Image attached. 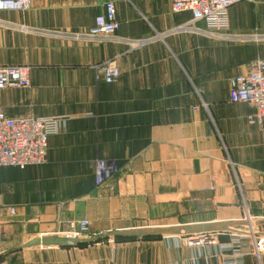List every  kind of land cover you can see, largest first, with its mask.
I'll return each instance as SVG.
<instances>
[{
	"label": "crops",
	"instance_id": "1",
	"mask_svg": "<svg viewBox=\"0 0 264 264\" xmlns=\"http://www.w3.org/2000/svg\"><path fill=\"white\" fill-rule=\"evenodd\" d=\"M107 1L116 40L46 33L87 31ZM190 19L169 0H32L0 12V66L27 65L31 78L0 89V110L60 120L43 164L0 166V264H220L235 240L249 245L245 264H264L246 233L256 224L255 239L264 236V127L229 99L232 80L264 59V40L175 30ZM229 26L264 34V0L233 5ZM126 39L148 41L130 50ZM109 59L121 72L112 83L96 69ZM101 159L119 171L96 186ZM84 219L89 231L75 234L70 222ZM219 223L228 229L209 232L218 244H183L200 234L187 228ZM143 230L164 232L113 235ZM54 237L98 240L36 242Z\"/></svg>",
	"mask_w": 264,
	"mask_h": 264
},
{
	"label": "built area",
	"instance_id": "2",
	"mask_svg": "<svg viewBox=\"0 0 264 264\" xmlns=\"http://www.w3.org/2000/svg\"><path fill=\"white\" fill-rule=\"evenodd\" d=\"M256 0H169L174 12H189L191 19L175 28L180 32L208 33L220 37L223 40L255 39L264 40V34H233L229 26V9L240 2L254 3ZM32 0H0V12L3 11H27ZM203 22V26H198ZM0 24L3 22L0 21ZM117 18V8L114 1H107L105 12L95 18L93 26L84 32H56L47 34L74 38L92 43H102L117 39L120 29ZM130 50H133L146 41L126 39ZM99 75L107 83H112L120 77V69L114 59H109L96 66ZM31 86L30 67L27 65L0 66V89L27 88ZM229 99L231 102L247 103L255 109V114L250 118L251 122L264 127V59H258L250 64L246 73L235 77L230 86ZM198 106H196L197 108ZM59 118L46 117H10L0 110V166H12L25 169L31 165L43 164L46 160V152L50 136L59 128ZM119 171L118 164L113 160L101 159L95 163V184L101 186ZM14 211V208L10 209ZM72 230L79 234L89 231L88 220L70 222ZM252 228V227H251ZM253 237L255 238V234ZM185 246L204 247L218 244V239L210 233H200L182 239ZM221 245V244H220ZM222 249L232 253L224 256L220 264H245L244 255L249 245L239 240L225 243ZM237 248V249H236ZM254 253L260 254L258 246Z\"/></svg>",
	"mask_w": 264,
	"mask_h": 264
},
{
	"label": "water",
	"instance_id": "3",
	"mask_svg": "<svg viewBox=\"0 0 264 264\" xmlns=\"http://www.w3.org/2000/svg\"><path fill=\"white\" fill-rule=\"evenodd\" d=\"M264 224V221L262 222ZM228 226L223 223L219 224H205L197 227H189L187 228L188 233H209L213 231H220V230H227ZM164 232L163 230H152V231H134V232H115L113 235H120V236H126V237H147L153 234H158ZM174 233L180 234L181 231L177 230ZM98 240L97 238L95 239H72V238H50V239H45L41 238L37 240V243L40 244H60V245H74V244H81V243H87V242H92Z\"/></svg>",
	"mask_w": 264,
	"mask_h": 264
},
{
	"label": "rangeland",
	"instance_id": "4",
	"mask_svg": "<svg viewBox=\"0 0 264 264\" xmlns=\"http://www.w3.org/2000/svg\"><path fill=\"white\" fill-rule=\"evenodd\" d=\"M251 223V221L249 222V224ZM252 226L254 227V229L253 230H255V228H256V224H252ZM251 226V224H250V227H252ZM252 229H250L249 228V231L248 230H246V233L247 234H249V238H250V240H251V238H252V240H254V244H253V246H252V249L254 250L255 249V246L257 245L258 246V249L260 250V253L262 252V251H264V236L262 237V238H257V240L253 237V233H251L252 231H253ZM254 232V231H253ZM255 233V232H254ZM248 237H244V238H248ZM256 240V241H255ZM251 243H252V241H251ZM257 243V244H256Z\"/></svg>",
	"mask_w": 264,
	"mask_h": 264
},
{
	"label": "trees",
	"instance_id": "5",
	"mask_svg": "<svg viewBox=\"0 0 264 264\" xmlns=\"http://www.w3.org/2000/svg\"><path fill=\"white\" fill-rule=\"evenodd\" d=\"M81 245H83V244H81Z\"/></svg>",
	"mask_w": 264,
	"mask_h": 264
}]
</instances>
